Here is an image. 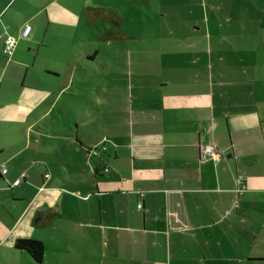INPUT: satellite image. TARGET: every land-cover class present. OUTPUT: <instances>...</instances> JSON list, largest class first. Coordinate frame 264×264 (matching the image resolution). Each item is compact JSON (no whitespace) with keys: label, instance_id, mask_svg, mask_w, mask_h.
<instances>
[{"label":"crops","instance_id":"1","mask_svg":"<svg viewBox=\"0 0 264 264\" xmlns=\"http://www.w3.org/2000/svg\"><path fill=\"white\" fill-rule=\"evenodd\" d=\"M94 1L0 0V264H264V0H212L186 40L119 68L46 55L51 25L90 29ZM83 60L122 86H89L104 74ZM103 138L108 151L90 157ZM204 145L220 158L201 159ZM37 213L55 216L36 225ZM19 239L41 242L42 262Z\"/></svg>","mask_w":264,"mask_h":264},{"label":"rangeland","instance_id":"2","mask_svg":"<svg viewBox=\"0 0 264 264\" xmlns=\"http://www.w3.org/2000/svg\"><path fill=\"white\" fill-rule=\"evenodd\" d=\"M82 0H70V6L78 11ZM212 0L204 2L200 6V0H150V5H147L142 2V0H99L94 1L93 4H98L105 8H111L117 12V16L121 17L124 22L122 23L123 31L129 38L121 41L107 43L102 40H99L100 32L106 26L103 23L99 24L95 30L86 28L85 26H70L65 30H61L58 37V32L60 26L58 23L55 25L52 24L51 27L54 31L57 32V36L48 35L46 44L54 47L51 52H47L46 55L50 53L58 57V48L69 49L66 52H72L74 58H78V51L82 54L88 52V54L93 57L96 56L101 60L110 62V65L119 68L116 58L119 60L130 57L134 55L135 51L139 48H142L143 51L148 49V45L153 43V55L160 53L162 50L167 51L168 47H171V42H176L180 40H186L185 28L190 27V21H195L199 24H204L203 20L205 17V12L210 11ZM193 11V15L190 16L189 12ZM80 24V23H79ZM155 26L157 31H159L160 38L156 41H152L151 36L154 35L155 31L151 28ZM190 33V32H189ZM199 39H203L202 33H194ZM85 45V50H80L81 48L78 45ZM155 45L161 47V49L154 48ZM83 49V48H82ZM166 55V54H165ZM84 60L87 61L86 55L83 56ZM80 61L83 65L87 66L90 70L94 68L98 72L103 73L99 68L98 61H93L88 63ZM115 60V61H114ZM89 64V65H88ZM100 70V71H99ZM129 73V69L125 70ZM104 74V73H103ZM116 84L112 81L109 82V78L105 76L94 75L89 78V86L95 84H110L114 88H119L122 86V81L119 77H116ZM106 86V85H104ZM107 89V88H106ZM121 96L123 93V88H120ZM125 94H129L126 91ZM87 97V96H86ZM89 97H87L88 99ZM100 98H104L101 96ZM87 102L83 98H78L74 108L81 109L83 106H86ZM103 110V109H102ZM47 119H57L58 120V103L55 104L54 111L50 114ZM97 119V118H96ZM103 113L100 114V120L102 122ZM97 123V120H96ZM100 123V122H99ZM100 128H103L101 123L97 125H92L93 131H100ZM55 134H58V126L55 127ZM35 130L30 132V135H35ZM19 135H26L24 130L21 129ZM97 135V134H96ZM94 135V136H96ZM93 136V134L91 135Z\"/></svg>","mask_w":264,"mask_h":264},{"label":"trees","instance_id":"3","mask_svg":"<svg viewBox=\"0 0 264 264\" xmlns=\"http://www.w3.org/2000/svg\"><path fill=\"white\" fill-rule=\"evenodd\" d=\"M84 15L86 25L90 29H94L99 23H105L107 26H109L106 30L99 33V40L105 42H115L121 39L129 38V36L126 35L122 30V18L117 16V12L115 10L102 7H88L84 10ZM103 139L99 147L89 150V154L91 151H96V154H90V157L98 155L99 151H103ZM106 143L104 145L107 147V150L104 152L108 151V146ZM105 170H107L106 166L101 168L102 172H105ZM54 216L55 215L49 213H37L34 218V224L48 225L53 220ZM15 246L18 250L26 251L38 263L42 262L44 257V246L41 242L32 239H19L17 240Z\"/></svg>","mask_w":264,"mask_h":264},{"label":"built area","instance_id":"4","mask_svg":"<svg viewBox=\"0 0 264 264\" xmlns=\"http://www.w3.org/2000/svg\"><path fill=\"white\" fill-rule=\"evenodd\" d=\"M32 30V27L30 25H26L25 29L22 32V37L27 38L30 35V32ZM17 40L13 37H7L5 40L4 45V54L8 56H12L14 49L16 48ZM108 141L107 138L103 139V143L105 144ZM103 144V151L107 150V147ZM96 151H91L90 154H96ZM200 157L201 159H206L208 157H212L213 159H219L220 153L216 151L215 147L212 145H204L200 148ZM6 173V169H3V174ZM48 177V176H47ZM20 181H16L15 185H18ZM141 204L139 205V208H141Z\"/></svg>","mask_w":264,"mask_h":264}]
</instances>
